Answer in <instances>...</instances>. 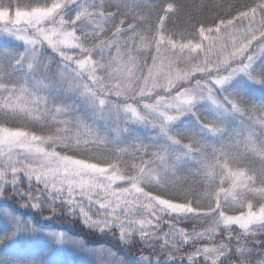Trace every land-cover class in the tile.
I'll return each mask as SVG.
<instances>
[{"label":"snow or ice","instance_id":"6c2138e0","mask_svg":"<svg viewBox=\"0 0 264 264\" xmlns=\"http://www.w3.org/2000/svg\"><path fill=\"white\" fill-rule=\"evenodd\" d=\"M96 262L264 264V0H0V264Z\"/></svg>","mask_w":264,"mask_h":264},{"label":"trees","instance_id":"16d2710c","mask_svg":"<svg viewBox=\"0 0 264 264\" xmlns=\"http://www.w3.org/2000/svg\"><path fill=\"white\" fill-rule=\"evenodd\" d=\"M154 2H157V0H154ZM197 2H199V0H197ZM170 26H171V24H170ZM41 223H45V222H41ZM46 227H48L47 224H46ZM50 227H51V228H57V227H59V228H64V229H66V227H60V226H57V225H54V224L50 225ZM68 234H69V236L74 235V233H72L71 231H69Z\"/></svg>","mask_w":264,"mask_h":264},{"label":"rangeland","instance_id":"374dc122","mask_svg":"<svg viewBox=\"0 0 264 264\" xmlns=\"http://www.w3.org/2000/svg\"><path fill=\"white\" fill-rule=\"evenodd\" d=\"M60 227H66L67 228V226H65V225H60ZM72 232V231H71ZM73 233V232H72ZM96 264H98V262H96Z\"/></svg>","mask_w":264,"mask_h":264}]
</instances>
